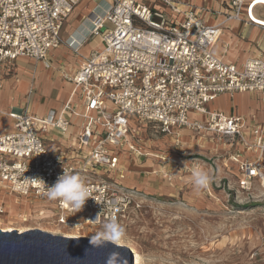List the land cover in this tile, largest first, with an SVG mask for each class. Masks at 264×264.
<instances>
[{"label":"built area","instance_id":"built-area-1","mask_svg":"<svg viewBox=\"0 0 264 264\" xmlns=\"http://www.w3.org/2000/svg\"><path fill=\"white\" fill-rule=\"evenodd\" d=\"M80 1L0 0V79L19 57L47 60L50 50L61 45L63 24ZM247 1L231 0L229 19H241ZM255 3H250V13ZM184 4V0L98 1L103 15L96 11L90 36L102 35V45L84 56L72 74H65L74 88L62 110L49 108L35 116L26 104L0 109V115L12 121L0 132V192L17 193L19 201L22 197L30 203L45 201L47 186L55 185L65 169L75 170L88 182L91 197L79 211L52 200V222L81 230L122 223L143 205V198L121 184L127 169L122 160L127 153L142 154L138 125L164 134H177L178 128L212 132L258 152L243 158L245 151L234 150L227 160L246 174L238 190L251 193L255 179L264 189L262 127L253 125L245 133L241 116L209 108L223 93H264V59L251 57L240 64L221 59L212 47L223 27L205 23L193 5ZM249 18L254 21L251 14ZM76 97L81 101L74 102ZM66 114L80 118L77 133L70 131L72 121ZM111 173L117 181L105 178ZM8 206L0 204V218L44 220L40 219L44 209L29 208L15 217L6 215ZM35 225L15 229L22 232ZM261 241L264 246V234Z\"/></svg>","mask_w":264,"mask_h":264},{"label":"rangeland","instance_id":"rangeland-1","mask_svg":"<svg viewBox=\"0 0 264 264\" xmlns=\"http://www.w3.org/2000/svg\"><path fill=\"white\" fill-rule=\"evenodd\" d=\"M98 1L103 4V0ZM96 2L82 0L76 11L69 15L65 28L71 29L76 19L81 20L84 14L94 11L91 8ZM157 8L163 9L164 6L158 5ZM107 25L112 26L110 22ZM63 43L67 45V42ZM90 43L100 48L102 35L94 36ZM28 66L33 69L28 93L23 98L12 100L8 108L1 110L26 104L31 114L42 116L69 92L70 97L73 87L68 89L64 85L63 80L69 81L65 77L66 71L63 80L59 81L54 76L57 71L52 64L50 68H44L40 61L34 60V64L28 63ZM38 68L43 76L35 81ZM50 73L56 83L49 79ZM19 74L17 71L15 75ZM31 88L35 89L32 94ZM19 92L25 93L23 85ZM78 100L81 101L76 97L74 102ZM233 100L236 101V98ZM216 104L226 108L230 100L224 96ZM137 131L142 136L140 148L143 151L136 157L127 153L126 160H122L130 162V165L133 163V166L124 172L121 184L133 189L137 198H143V205L117 226L124 229V235L119 238L132 249L135 258L137 255L139 264H264V246L261 241L264 234V189L256 186L249 193L228 185V179L223 178L220 171L221 161L226 157L219 150L220 140L189 135V132L164 134L144 125H138ZM161 157H165V161ZM194 166L207 169L212 177L204 189H197L193 184ZM107 176V180L118 179L113 173ZM4 186L8 187L7 184ZM19 198L17 193L5 189L0 192V204L9 205L6 215L16 217L29 208L33 211L44 209L46 218L43 223L48 224V227L43 229L50 231L57 226L51 218L55 210L54 201L47 199L30 203L25 197L21 201ZM1 218L5 223L23 222L5 215ZM108 224L111 223H104L98 228L85 226L79 231H69L73 228L65 226L57 227L73 235L107 239L105 226Z\"/></svg>","mask_w":264,"mask_h":264},{"label":"crops","instance_id":"crops-1","mask_svg":"<svg viewBox=\"0 0 264 264\" xmlns=\"http://www.w3.org/2000/svg\"><path fill=\"white\" fill-rule=\"evenodd\" d=\"M252 1L253 0H248L243 6L241 10V19H229V14L233 12L230 6L231 0H184V5L188 7L189 5H193L205 23L210 25H221L223 27V32L218 41L213 45L212 49L214 53L224 61H232L234 63L240 64L251 57H262L264 59V26L259 25L257 22L252 21L249 18V14H251L252 17V14H255L256 16L264 18V6L255 3L250 13L249 6ZM81 2L82 0L75 6L72 13L76 11V7L81 5ZM96 3L97 4L91 8L94 11L84 14L81 20L76 19V21L74 22V27H72L71 29L65 28L69 17L65 20L61 30L62 43L64 41L67 42L70 35H73L74 38L85 37L87 35L86 32L84 33L87 27V25L84 24V19H86L89 15H93L90 13L96 12V9L98 8V0ZM65 31L67 32V34L65 33ZM93 38L94 36H87L85 41L79 45L78 52H75V50L70 47L68 43L67 45L63 43L57 49H51L48 54L47 60H40V65L46 68L45 62L48 61V64L50 63L56 67L55 70L57 72L54 74V76H57L56 80H63L62 77L64 71L72 74L78 68V65L82 62L84 56H88L92 50L99 48V46L92 45L90 43ZM55 54L57 56L54 59L52 57ZM28 63L34 64V59L29 57H19L16 60L13 68L9 72L3 74V77L0 79V109L8 108V105L12 100L18 99L20 97L23 98L28 93V87L31 83V73L33 71V69L28 66ZM39 68L37 69L38 73L36 74L35 81L37 79L39 80V78L43 76V73ZM17 71L20 72L19 75H15L17 74ZM54 76L50 73L49 79L52 82H55L53 79ZM63 81L65 82L64 85L66 88H74V84L71 81ZM69 84H72V86H70ZM21 85H23V87L25 88V93H23L24 91L22 93L19 92ZM35 87H37V85ZM69 93L66 94L63 99H60L59 103H57L55 107H53L58 112L62 110L64 104L67 102ZM2 94H4V98H2ZM224 96L230 100V104L226 108H223L216 104V101ZM233 98H236V101H234ZM209 108L212 110L222 111L226 114L241 116L243 118L241 129L245 133L250 132L253 125H259L260 127H262L260 136L264 138L263 92L246 91L236 92L233 95L229 93H223L209 104ZM66 117L70 118L72 121L70 131L72 133H77L79 131L80 118L69 114H66ZM190 117L196 118V115L191 114ZM199 118L205 120L204 116H201ZM8 122V117H0V132L11 125L12 121H10V123ZM182 132H189V135L207 136L211 137L214 140H220L219 142L221 144L219 145V150L224 152L226 156L221 161L220 171L222 172L223 178L228 179L229 184L236 188L238 187L239 181L244 179L246 174L240 169L238 165H236L232 161H228L227 156L232 154L234 150L238 149L245 151V153L243 152V158L258 154V152L256 151H247L240 144L230 143L227 138L219 136L216 133L205 131L198 132L189 128L177 129V133L181 134ZM248 140L251 141L252 137H249ZM130 166L132 167L133 163L132 165H130V162L126 163L127 169H129ZM254 182L255 187L260 186L259 179H255Z\"/></svg>","mask_w":264,"mask_h":264},{"label":"water","instance_id":"water-1","mask_svg":"<svg viewBox=\"0 0 264 264\" xmlns=\"http://www.w3.org/2000/svg\"><path fill=\"white\" fill-rule=\"evenodd\" d=\"M113 251L120 252L127 264L135 255L127 245L89 236H66L32 228L22 232L0 228V264H107Z\"/></svg>","mask_w":264,"mask_h":264},{"label":"clouds","instance_id":"clouds-1","mask_svg":"<svg viewBox=\"0 0 264 264\" xmlns=\"http://www.w3.org/2000/svg\"><path fill=\"white\" fill-rule=\"evenodd\" d=\"M193 184L197 189L206 188L212 180L209 171L205 168L194 166L192 168ZM90 186L85 177L73 170H64L55 185L48 187L44 195L50 200H59L68 203L77 211L81 210L90 196ZM107 239H117L124 235V229L115 224L105 226ZM95 242V238H93ZM107 264H127L126 258L118 251H113L107 258Z\"/></svg>","mask_w":264,"mask_h":264},{"label":"bare ground","instance_id":"bare-ground-1","mask_svg":"<svg viewBox=\"0 0 264 264\" xmlns=\"http://www.w3.org/2000/svg\"><path fill=\"white\" fill-rule=\"evenodd\" d=\"M256 4H258V5H261V6H264V0H256ZM96 11L98 12V13H100V15H103V11H102V9H100V8H97L96 9ZM90 14H93V15H89L86 19H84L85 21H84V24L85 25H87V27H86V30L84 31V33L86 32V36L85 37H79V38H74V36L73 35H70L69 36V38H68V40H67V43H68V45L70 46V47H72L73 49L74 48H77L80 44H82L84 41H85V39L87 38V36H89L90 35V33H91V30H92V28H93V26H94V20H95V16H96V12H93V13H90ZM253 15V17H254V21L255 22H257L259 25H263L264 26V18H262V17H259V16H256L255 14H252ZM45 67L46 68H50L51 66H50V64H48V61H46L45 62ZM12 106H17V105H12ZM161 159H163L164 161H165V157H162ZM149 163V162H148ZM43 215L44 216H41L40 217V219H44V218H46V213L44 212L43 213ZM13 219V218H12ZM34 220H37V219H34ZM37 221H39V220H37ZM36 223V227H33V228H47L48 227V224H44L43 222H35ZM3 224H11L12 226L11 227H7V226H1L0 228H2L3 230H7V231H11L12 229H15V228H18V229H24V228H26L25 227V225H19V224H16V223H14V222H9V223H5L4 222V220L2 219V218H0V225H3ZM54 226V225H53ZM53 226H49V227H53ZM57 226H55L52 230H50L51 232H53V233H55V232H60V233H62V234H64V235H66V236H71V237H74V236H82L83 234H80V235H73V234H71L72 232H62V231H60V229L61 230H63L62 228H60V227H57ZM59 228V229H58ZM32 229V228H31ZM74 230H76V231H79V230H81V229H69V231H74ZM81 232V231H80ZM83 232V231H82ZM68 233V234H67ZM94 233V232H93ZM98 234V233H97ZM91 236H95V235H91ZM96 236H99V235H96ZM95 238V237H94ZM95 239H97V238H95ZM113 243H115L116 245H124V242L120 239V238H117V239H112L111 240ZM138 257H137V255H136V258L134 259L135 260V262H134V264H139V260L137 259Z\"/></svg>","mask_w":264,"mask_h":264},{"label":"trees","instance_id":"trees-1","mask_svg":"<svg viewBox=\"0 0 264 264\" xmlns=\"http://www.w3.org/2000/svg\"><path fill=\"white\" fill-rule=\"evenodd\" d=\"M36 221L34 220V219H32V220H29L28 222H20V223H16V224H19V225H25V226H28V224H36L35 223Z\"/></svg>","mask_w":264,"mask_h":264}]
</instances>
